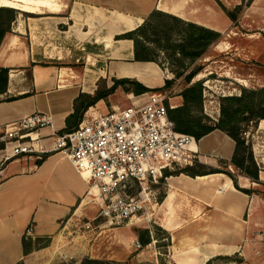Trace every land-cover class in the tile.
I'll return each mask as SVG.
<instances>
[{
	"label": "crops",
	"instance_id": "0c3cea01",
	"mask_svg": "<svg viewBox=\"0 0 264 264\" xmlns=\"http://www.w3.org/2000/svg\"><path fill=\"white\" fill-rule=\"evenodd\" d=\"M18 5L20 13L0 42V68L9 69L6 91L0 93V128L35 112L50 115L52 123L35 134L42 139L45 152L40 156L19 154L0 169V264L21 260L38 264V253L60 244L59 235L67 229L63 221L74 215L88 225L82 230L83 236H78L87 238L82 257L123 261L134 252L140 255L134 220L117 225L98 216L99 204L92 197L98 190L88 174L78 171L66 154L50 149L74 110L75 98L80 93L93 95L99 88L106 90L114 79L122 78L135 79L150 89H171L164 87L166 69L154 61L135 60L133 39L120 37L142 25L154 10L222 34L202 58L199 73L205 86L216 74L250 89L263 87L264 76L253 63L254 54L237 43L224 0H0V6ZM217 57L219 70L215 72L210 67ZM181 90L171 96L170 103L182 104ZM150 92L137 95L118 86L85 112L143 103ZM244 135L260 167L259 182L230 163L229 171L240 188L261 189L264 118L250 123ZM189 146L201 161L213 165L217 162L211 158L231 161L235 141L215 129L198 140L194 138ZM166 183L160 203L148 209L154 208V222L170 234L168 256L175 264H204L221 254L240 253L244 258L250 252L264 254L261 194L242 191L223 172L174 174ZM23 235L51 236V243L24 256ZM151 235V243H140L143 249L154 243L153 232ZM77 251H81L79 246Z\"/></svg>",
	"mask_w": 264,
	"mask_h": 264
},
{
	"label": "built area",
	"instance_id": "2783aa9c",
	"mask_svg": "<svg viewBox=\"0 0 264 264\" xmlns=\"http://www.w3.org/2000/svg\"><path fill=\"white\" fill-rule=\"evenodd\" d=\"M165 78H173L167 69ZM172 90L150 92L143 103L87 111L75 129L55 135L50 149L66 154L78 171L88 174L98 190V216L105 221L119 225L137 217L156 202L148 191L151 184L198 158L189 146L194 137L176 130L168 114V106H176L167 105ZM51 123L50 115L35 112L0 128V162L22 153L40 156L47 148L35 134ZM134 186L141 190L129 194Z\"/></svg>",
	"mask_w": 264,
	"mask_h": 264
},
{
	"label": "trees",
	"instance_id": "16d2710c",
	"mask_svg": "<svg viewBox=\"0 0 264 264\" xmlns=\"http://www.w3.org/2000/svg\"><path fill=\"white\" fill-rule=\"evenodd\" d=\"M19 10L9 6H0V42L4 34L11 29L12 22L16 18ZM26 16L33 14L23 12ZM228 14L232 19L235 16L230 12ZM178 37L175 39L173 35ZM122 38H131L134 41V59L138 61H154L162 68L167 65L163 61H158L154 57L150 43H156L160 50L169 51V56L176 61L177 69L182 72L175 76L179 77L184 72L183 80L185 86L180 91L182 104L174 108L168 106V114L175 123L176 130L192 135L196 140L219 129L235 141V150L230 162L223 159L211 158L218 162L219 166H206L197 160L192 165L179 167L173 171H166V175L185 173L190 176L204 175L208 173L223 172L231 176L237 188L246 193L257 192L264 197V183H261V189L250 190L240 188L227 169L229 163L233 164L242 174L247 175L254 181L259 182V169L251 144L246 141L245 131L250 122L256 123L264 118V86L258 89H250L241 86L240 95L223 96L220 98V117L216 122L206 123L204 121L202 107L204 100V81H194V77L201 71L197 60L204 57L211 46L222 38V34L216 30L204 27L194 22L185 21L175 15L154 10L145 20V22L136 29L120 35ZM9 69L0 68V93L6 91ZM174 72V71H173ZM174 80H166L165 88L172 86ZM122 86L126 92L142 94L145 92H157L160 88L150 89L132 78L114 79L113 85L103 90L99 88L95 94L80 93L74 100V110L66 118V126L60 133L70 132L81 122L85 111L98 100L105 98L118 87ZM259 97L256 99L255 97ZM168 105V103H167ZM4 146L0 142V148ZM42 159V158H41ZM39 160L38 162H40ZM164 194L159 197L162 200ZM162 229V228H161ZM138 240L142 245H147L153 241L150 229L136 228ZM164 230V229H163ZM165 231V230H164ZM155 238V237H154ZM156 239V238H155ZM51 236H37L35 238L23 235L21 239L23 255H28L34 250L49 246ZM211 259L204 264H211ZM129 259L123 262L93 258L84 256L76 264H128ZM17 264H24L23 260Z\"/></svg>",
	"mask_w": 264,
	"mask_h": 264
},
{
	"label": "rangeland",
	"instance_id": "374dc122",
	"mask_svg": "<svg viewBox=\"0 0 264 264\" xmlns=\"http://www.w3.org/2000/svg\"><path fill=\"white\" fill-rule=\"evenodd\" d=\"M224 1L228 6V8L224 7V9L235 16V19L230 22L231 29L234 28L236 30V33L232 34L236 36L237 43L242 45L243 48L245 47L247 51L251 49L253 52L252 54H254L253 57L255 58L253 63L260 67L262 76H264V0ZM19 7L20 5L13 8ZM18 13H20V11ZM229 32L233 31L229 30ZM177 37L178 35H173V38L176 39ZM150 46L151 50L154 52V57L158 61H163L166 63V69L173 75V78L171 79L174 80L171 86L173 89L171 96H174L179 88H183L185 86V82L183 80L184 72L179 77H176L175 75L179 72H182V70L177 69L176 61H174L169 56L170 52L167 50H160V47H158L156 43H150ZM202 58L197 60L196 64L203 68ZM213 60L215 61L212 62L213 66L210 67V69L218 72L220 58H213ZM199 74L200 75L194 77V81L202 80V73ZM206 84V86L204 85V100L201 113L203 116H205L204 121L206 123H213L216 122L220 117V98L223 96L240 95L241 86L230 82L227 79H222L216 74L211 75ZM174 86L177 87L173 88ZM256 88H260V85H256ZM255 98L258 99L259 97L256 96ZM126 103L122 105L125 106ZM167 103L169 105V100ZM9 160L0 162V169ZM196 160L206 166L223 167L222 165H219L218 162L213 163L212 165L210 163L201 161L199 158ZM227 169L230 170V167H227ZM166 184V179L162 178L161 182L150 185L148 191H152V193H150L151 198L156 199L157 203H160L159 197L165 193ZM140 190L141 188L139 186H134L128 190V193L137 194ZM92 197L95 198L94 195ZM148 211L149 209L144 208L138 213V216L133 219V224H135L133 225V229L135 230L136 228H143V226L146 225L150 231L153 232L156 239L154 238V243H152L151 246L149 245L148 248L147 246H144V249L142 247L139 248L138 251H140V255H136V252H134V254L128 258V264H175L168 256V248L171 244L170 234L161 229V227H159L154 222L152 217V211H154V208H151V210L149 212ZM63 225H65L67 229L59 235L60 244H57L49 250L38 253V264H76L84 257V255L83 257L81 256L82 253L80 252H84L82 251L83 249L85 250L83 244H85L87 238L81 237V239H78V236H83L82 230L86 229L88 225L83 224V219H80V217L77 215H74L73 217L70 216L65 219L63 221ZM78 246L80 247L81 251H77ZM155 253L157 257L155 256ZM152 257L155 258L154 261ZM211 260V264H264V254L250 252L245 258L241 256L240 253H234L231 255L221 254L213 257Z\"/></svg>",
	"mask_w": 264,
	"mask_h": 264
},
{
	"label": "bare ground",
	"instance_id": "6f19581e",
	"mask_svg": "<svg viewBox=\"0 0 264 264\" xmlns=\"http://www.w3.org/2000/svg\"><path fill=\"white\" fill-rule=\"evenodd\" d=\"M5 4H7V3H5ZM147 220V219H146Z\"/></svg>",
	"mask_w": 264,
	"mask_h": 264
}]
</instances>
